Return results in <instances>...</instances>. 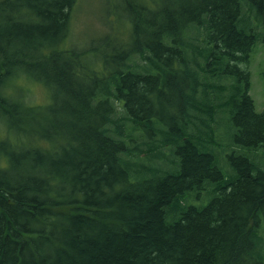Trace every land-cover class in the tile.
Wrapping results in <instances>:
<instances>
[{"label": "trees", "instance_id": "1", "mask_svg": "<svg viewBox=\"0 0 264 264\" xmlns=\"http://www.w3.org/2000/svg\"><path fill=\"white\" fill-rule=\"evenodd\" d=\"M76 2L0 0V264H264V0H118L84 45Z\"/></svg>", "mask_w": 264, "mask_h": 264}, {"label": "rangeland", "instance_id": "2", "mask_svg": "<svg viewBox=\"0 0 264 264\" xmlns=\"http://www.w3.org/2000/svg\"><path fill=\"white\" fill-rule=\"evenodd\" d=\"M117 2L118 0H77L73 8L72 21V37L75 41H77V44H89L87 41L104 35L108 32V30H110L107 29L109 25H115L117 16L114 10ZM148 19L151 20V16H149ZM16 27H18L17 22ZM8 29H15V27L9 24L6 27V32ZM120 30L121 29H115V32H119ZM1 36L2 32L0 31V37ZM247 67L250 72L249 94L254 100L256 111L262 112L264 110V79L262 77V72L264 70L263 42H259L254 48ZM13 83L16 84L17 87H19V85H25L32 88L29 92L28 100L34 105H49L51 103L50 96L46 94V88L41 84L36 83V81L29 80L24 76L14 80ZM220 120L221 117L217 121ZM229 120L230 118H228L227 123L223 120L224 122H221L219 128L217 129L222 141V151L226 155L229 153V150L238 149L235 147L230 134L231 127ZM249 154L250 153H248V156ZM256 159L260 164H264V147L257 152ZM212 198L213 195L207 194L205 191H202L201 194H199L198 191H193L187 196L188 203L198 207L207 205Z\"/></svg>", "mask_w": 264, "mask_h": 264}, {"label": "bare ground", "instance_id": "3", "mask_svg": "<svg viewBox=\"0 0 264 264\" xmlns=\"http://www.w3.org/2000/svg\"><path fill=\"white\" fill-rule=\"evenodd\" d=\"M232 85V84H231ZM230 87V86H229ZM231 89V88H230ZM187 116V115H186ZM132 142V141H131ZM214 190V189H213ZM253 220V219H252Z\"/></svg>", "mask_w": 264, "mask_h": 264}]
</instances>
